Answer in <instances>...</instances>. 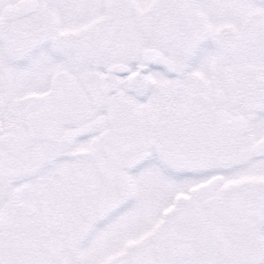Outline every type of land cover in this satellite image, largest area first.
Segmentation results:
<instances>
[{
    "label": "snow or ice",
    "instance_id": "6c2138e0",
    "mask_svg": "<svg viewBox=\"0 0 264 264\" xmlns=\"http://www.w3.org/2000/svg\"><path fill=\"white\" fill-rule=\"evenodd\" d=\"M0 264H264V0H0Z\"/></svg>",
    "mask_w": 264,
    "mask_h": 264
}]
</instances>
